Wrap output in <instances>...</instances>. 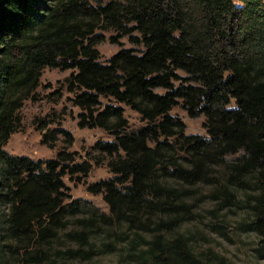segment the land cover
I'll return each mask as SVG.
<instances>
[{"label":"trees","instance_id":"1","mask_svg":"<svg viewBox=\"0 0 264 264\" xmlns=\"http://www.w3.org/2000/svg\"><path fill=\"white\" fill-rule=\"evenodd\" d=\"M98 27L142 48H121L101 61L94 46L104 39L94 34ZM44 67L75 69L65 80L80 109L78 126L113 136L94 145L108 157L113 176L89 183L87 191L103 193L116 216L124 209L159 215L151 238L135 233L123 264H227L215 252L198 255L189 235L174 234L180 223L174 185L152 180L157 168L172 180L198 181L204 164L226 155H236L226 177L235 192L225 189L224 196L245 211L241 229L264 242L262 0H0V264H87L106 252L93 244L53 246L65 215H87L80 220L85 224L96 217L89 200L64 203V176L86 175L89 165L74 162L67 148L44 160L4 150L21 127L20 110L34 98ZM121 104L145 124L128 130ZM178 104L190 117L205 116L207 136L185 133V123L169 113ZM56 131L71 144L64 129L46 131L41 142L53 148ZM177 144L189 165L174 161ZM69 236L80 243L88 238L83 231ZM138 240L144 247H136Z\"/></svg>","mask_w":264,"mask_h":264},{"label":"rangeland","instance_id":"2","mask_svg":"<svg viewBox=\"0 0 264 264\" xmlns=\"http://www.w3.org/2000/svg\"><path fill=\"white\" fill-rule=\"evenodd\" d=\"M103 0H92L93 4ZM264 6V0H262ZM95 35H103L104 39L94 46L99 51V59L105 61L121 48H142L133 44L127 35L118 36L112 29L96 28ZM133 35L139 37L138 32ZM110 36H116L117 41L111 42ZM75 69H59L44 67L41 71L39 84L34 92V98L24 101L20 110L21 127L13 132L4 150L13 155H25L32 159L55 158L57 152L63 148L73 152L74 162H85L89 165L86 175H65L64 182L69 187V198L89 200L96 212L91 223H82L80 220L87 215H65L62 218L63 226L58 229V235L53 246L58 250L87 247L93 244L99 247L101 254L93 256L87 264H123L128 258L129 242L135 233L142 235L143 239L151 238L156 232V222L159 215L148 210H140L130 214L126 209L116 216L110 205L104 200L103 193L93 194L87 191V185L101 179L113 176L107 166L108 157L94 148L97 141H110L113 136L104 129L95 127L81 128L77 124V114L80 109L73 104L74 93L67 88L65 80ZM180 75L184 72L178 71ZM178 83V82H176ZM162 92V89H158ZM105 104L109 102L101 98ZM124 116L128 120V130H136L145 124L140 115L125 104ZM179 117L185 123L186 134L207 136L204 128L205 116L200 114L190 117L187 111L178 104L169 112ZM64 129L71 133V144L65 141L64 134H57L53 148L41 142L42 135L48 130ZM178 143V142H176ZM153 145V143H151ZM180 145V144H179ZM178 144L174 147V161L181 165H189V155ZM121 155L122 152H120ZM236 155H226L215 162L210 161L203 167L204 174L198 181H188L174 177V180L161 176L156 168L152 180L161 185H174V215L178 216L180 223L174 227L175 233H185L190 236L193 249L198 255L204 257L208 252H215L226 259L227 264H264L262 256L264 242L253 232L243 231L241 222L246 216L245 211L234 204L233 197L224 196L225 189L234 191L226 183L228 176L227 164L235 159ZM191 165V163H190ZM121 187V185H119ZM241 197V193H237ZM153 200V193L148 194ZM126 216L130 217L128 221ZM83 231L88 236L86 242L75 240L69 236L72 232ZM111 244L107 249L103 244ZM136 247H144L143 241L138 240ZM84 262V263H85ZM16 264H21L16 262Z\"/></svg>","mask_w":264,"mask_h":264}]
</instances>
